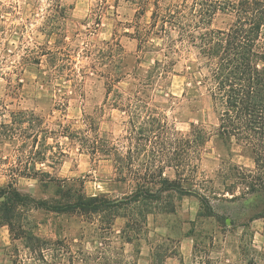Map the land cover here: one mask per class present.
<instances>
[{
	"label": "rangeland",
	"instance_id": "374dc122",
	"mask_svg": "<svg viewBox=\"0 0 264 264\" xmlns=\"http://www.w3.org/2000/svg\"><path fill=\"white\" fill-rule=\"evenodd\" d=\"M136 14L132 0H0V188L12 184L36 199L53 203L60 196L57 184L67 179L65 184L71 192L124 200L145 181L134 176L122 179L115 161L120 154L122 160L132 156L134 168L142 175L147 166L152 168L150 173L164 168L170 178L197 189L211 206L210 211L193 193L181 197L164 193L160 200L120 209L137 220L123 233L128 219L117 216L111 223L114 210L59 213L18 206L14 230L0 221V227H7L0 240L9 241L0 245V264H143L139 259H150V254L153 264H165L174 247L167 237L182 232L189 216L198 256L208 254L210 260L225 257L221 242L225 237L243 234L249 242L250 217L264 207V197H243L237 192L239 198L231 199L226 189L235 180L229 176L233 172L230 167L254 168V161L242 146L215 140L217 114L211 96L200 82L194 84L186 68L192 55L181 58L163 84L144 98L168 123L160 137L137 139L138 135L131 133L133 116L106 101V78L92 66H105L103 53L110 40L123 46L128 67L133 66L137 40L126 32L133 31L130 24ZM150 15L148 9L142 21L149 20ZM139 54L145 74L157 53ZM62 64L76 70L72 77L56 74L55 67ZM119 85L128 86L125 81ZM20 119L26 121L22 128L13 124ZM89 119L93 128L87 127ZM200 122L209 139L194 147L195 159L183 163L182 169L166 168L165 162L171 164L169 160L176 154L175 147L176 156H185L184 142L193 134L192 124ZM82 134L90 140L102 138V151L93 154L91 147L79 141L77 136ZM50 178L55 181L49 182ZM148 186L155 191L159 185ZM146 210L153 213L143 224L141 212ZM223 216L234 219L235 224L224 226L218 221ZM245 249L249 259L264 257L253 246L245 245Z\"/></svg>",
	"mask_w": 264,
	"mask_h": 264
},
{
	"label": "trees",
	"instance_id": "16d2710c",
	"mask_svg": "<svg viewBox=\"0 0 264 264\" xmlns=\"http://www.w3.org/2000/svg\"><path fill=\"white\" fill-rule=\"evenodd\" d=\"M132 1L137 7V14L134 23L130 24L133 31L126 33L137 40L133 66L128 67L127 53L123 46L114 40L106 42L103 53L106 59L105 66L102 68L92 66L94 72L103 74L106 78V101H111L113 107L121 111L127 110L133 116L134 119L130 122L131 133L138 135L137 139L151 141L156 136L160 137L166 132L168 123L158 108L151 106L144 98L150 97L151 91L163 84L181 58L192 55V58H188L186 68L189 69V77L195 79L194 84L200 82L211 96L217 114L215 140L224 145L236 143L242 146L251 154L254 161V168L236 165L230 167L233 172L229 176H233L235 180L233 184L227 186L226 191L232 195L231 199L239 198L237 192L243 197L248 195L264 197V0ZM148 9L151 10V15L149 20L143 22L142 17ZM49 14L47 21L51 19V12ZM63 14L64 7L61 8L60 16ZM144 51L157 53L155 61L145 74L141 71L139 54ZM66 65H57L56 74H67L72 77L76 70ZM65 70H68V73ZM83 74L86 75L85 72ZM76 80L71 81L75 84ZM124 81L128 84L127 88L119 85ZM197 116L199 117V114ZM91 121L92 119H89L87 122L89 128H93ZM25 122L20 119L13 121V124L16 123L22 128ZM192 125L193 134L184 142L185 149L182 155L185 156L183 159L176 156L178 149L175 147L176 154L169 160L171 164L165 162L166 168L175 166L174 168L178 169L184 166L183 163L186 164V161L195 159L194 147L209 139L202 122ZM66 133L69 132L63 131L64 135L73 137ZM77 137L87 147H91L93 154L98 150L102 151L103 146L100 144L104 143L102 138L90 140L86 134ZM191 148L192 152L189 150ZM179 159L181 162L176 163ZM115 161L122 179L134 176L133 178L145 181V184L124 200L113 201L104 195L86 196L81 192H71V188L65 184L68 180L64 179L63 183L57 184L59 198L53 203H48L9 184L0 188L1 223L7 225L11 231L14 230L13 217L17 215L18 206L45 208L59 213L73 211L102 213L109 209L114 210L111 223L117 216L127 217L124 233L126 228L130 229V226L133 228L137 220L130 218L126 211L119 212L120 209L127 208L132 203L146 204L154 199L160 200L164 193L178 194L180 197L193 193L210 211L211 206L197 189L170 178L164 168L161 167L158 173H150L152 168L147 166L146 173L142 175L134 168L132 156L122 160L121 155L117 154ZM22 173L23 176H32L28 172ZM176 173L179 171L176 170ZM48 181L55 180L50 178ZM151 183L159 185L155 191L148 186ZM151 213L153 210H146L144 213L142 211L140 222L147 223ZM197 215L200 216V212ZM255 218L264 219V207L250 217L251 220ZM218 221L224 226L227 223L235 224L234 219L229 220L224 216L218 218ZM128 240H131V237H128Z\"/></svg>",
	"mask_w": 264,
	"mask_h": 264
},
{
	"label": "crops",
	"instance_id": "0c3cea01",
	"mask_svg": "<svg viewBox=\"0 0 264 264\" xmlns=\"http://www.w3.org/2000/svg\"><path fill=\"white\" fill-rule=\"evenodd\" d=\"M183 222V231L182 232H173L169 234L167 237V241L174 245L171 248L170 253L165 257V264H264V257L262 259L257 258H247L245 245H250L255 247L259 254H263L264 256V219L255 218L250 221L249 227L251 229V237L249 238V242H245L243 238V234L237 238L225 237L221 242L223 243L222 250H225L227 255L223 258H219L217 256L216 260H210L208 254L203 256H198L195 253V239L191 234V221L192 218ZM187 226V230H186ZM168 229V227H167ZM234 230V229H233ZM7 231L6 226L0 227V233ZM232 233L231 231H229ZM233 234V233H232ZM9 243L1 242L0 245H6ZM125 242L124 244H127ZM154 243H151V250L153 251ZM142 259L139 261L143 264H153V254H150V259L148 257H141Z\"/></svg>",
	"mask_w": 264,
	"mask_h": 264
}]
</instances>
